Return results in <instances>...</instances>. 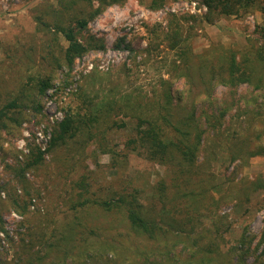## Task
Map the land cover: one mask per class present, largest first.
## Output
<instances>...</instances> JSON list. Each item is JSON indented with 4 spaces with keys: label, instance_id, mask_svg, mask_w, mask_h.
Here are the masks:
<instances>
[{
    "label": "trees",
    "instance_id": "obj_1",
    "mask_svg": "<svg viewBox=\"0 0 264 264\" xmlns=\"http://www.w3.org/2000/svg\"><path fill=\"white\" fill-rule=\"evenodd\" d=\"M163 1L152 0L150 9L161 8ZM199 1L206 9L203 15L168 14L167 26L161 35L155 36L162 37L176 57L172 64L174 73L168 79L160 78L158 100L155 94L149 102L131 94L111 95L98 103L90 100L88 112L81 117L67 114L56 125L46 151L31 148L26 159L13 168L20 194L14 189L13 195L9 194L5 184L0 187L6 192V199L0 197V202L5 200L7 207L27 215L31 194L26 173L44 164L45 152L65 147L77 137L85 139L75 141L77 145L82 143L81 147L88 140L104 139L99 125L113 112H124L128 118L130 129L124 148L128 155L163 168L164 172L156 174L153 183L145 180L142 187L134 185L141 179L136 174L128 183V191H113L110 197L90 192L83 176L73 182L70 191L75 192L76 199H70L69 205L60 211L62 219L53 221L55 226L48 237L27 241L30 246L35 241L45 251L67 242L69 247H64L61 259L50 264H116L107 259L114 249L93 248L98 246H93L88 237L94 233L92 229L86 230L89 234L73 232L75 226L82 225V213L92 207L126 218L129 231L139 238L138 245L145 247L136 252L140 259L137 264H248L251 241L247 228L243 226L238 237L230 242L228 235L234 226L229 215L218 210L222 203L234 199L245 205L242 214L246 215L251 197L264 194V177L242 179V188L238 190L237 183L228 178L225 193L215 197L211 163L222 153L229 163L264 153V0ZM124 2H38L40 6L32 15L34 31L22 33L13 42H0V68L6 67L0 72V84L7 81L12 65L21 67V72L10 79L14 84L10 89L5 85L2 92L5 101L0 103V131L9 132L20 126L25 111L40 110V98L50 87L54 71L70 70L77 58L104 48L101 39L88 33L87 25L107 7ZM252 5L261 14L262 23L256 28L258 36L249 52L238 55L223 51L213 59L216 66L205 59L192 70L190 37L195 35L194 29L201 28L202 23L213 24L220 16H237L240 10ZM217 87L225 88L228 97L216 96ZM239 89L244 93H239ZM262 198L255 203L258 208H264V195ZM206 218L208 223L204 222ZM64 223L69 228L60 230ZM3 224L0 214V232H5ZM57 233L58 237L54 235ZM102 245L110 247L106 241ZM255 250L257 254L250 264H264V221ZM35 252L40 260L41 251Z\"/></svg>",
    "mask_w": 264,
    "mask_h": 264
},
{
    "label": "rangeland",
    "instance_id": "obj_2",
    "mask_svg": "<svg viewBox=\"0 0 264 264\" xmlns=\"http://www.w3.org/2000/svg\"><path fill=\"white\" fill-rule=\"evenodd\" d=\"M40 1L42 4H56V0H0L1 44L13 42L22 33L34 31L32 15L34 9L40 6ZM151 2L152 0H125L121 5L107 7L100 16L89 22L88 33L101 39L104 48L77 58L70 70L64 68L54 71L50 87L40 98V110L25 111L21 115L25 118L23 117L20 126H14L9 132L0 131V187L7 185L9 194L13 193V189L17 195L21 193L20 185L14 181L13 168L26 159L31 148L40 149L33 140L35 131H42L45 135L47 141L43 151H46L56 125L67 114L79 117L85 111L88 112L90 100L98 103L111 95L118 97V94L122 97L128 94L139 96L148 102L155 94V99L158 100L162 86L160 78L168 79L174 73L172 64L176 57L174 50L167 49L162 37L155 36L161 35V31L167 26L168 14L188 13L200 16L206 9L199 0H164L159 9H150ZM239 13L237 16H220L213 24L202 23L201 28L194 29L195 35L190 37L192 70L195 71L200 61L205 59L216 66L217 62L213 59L218 58L223 51H232L238 55L249 52L258 36L256 28L262 23V16L254 5ZM62 43L65 44L64 41ZM19 67L12 65L11 71H7V81L0 84V103L5 101L3 89L6 86L10 89L11 84H14L10 79L21 72ZM4 69L6 67L0 68V72ZM238 91L244 93L241 89ZM215 94L228 97L223 87H217ZM123 113L113 112L99 125L104 131V139L99 137L86 140L81 147L82 143H78V146L75 141L85 139L77 137L65 147L44 153V164L25 175L30 182L31 194L27 215L23 216L7 207L5 200L0 202L5 231L0 232V264H50L61 259L64 247H69L67 242H59L57 247L45 251L35 241L33 246L27 241L38 236L48 237L49 231L55 226L53 221L62 219L60 211L71 200L76 199L75 192L72 193L70 188L82 176L84 182L90 185V192L110 197L113 191H128V183L136 174L141 179L134 185L140 187L143 186V181L153 183L156 174L162 175V167L132 154L128 155V151H125L130 124ZM50 117L52 120H49ZM24 132L29 136L25 137ZM22 142L26 153L19 150ZM211 171L215 182L212 193L217 197L225 193L228 178L237 183L238 190L242 188L240 180L250 181L264 177V153L233 163H229L227 155L222 153L212 161ZM263 195L260 192L251 197L252 202L246 215L242 214L245 205L237 204L234 199L222 203L218 210L220 214H228V219L234 226L228 235L230 242L238 237L243 226L247 228L251 241V254L246 260L248 264L257 254L255 245L264 221V208H258L255 203L262 201ZM0 197L6 199L3 189L0 190ZM82 216V225L75 226L73 232L83 231L89 234L86 230L92 229L94 233L88 237L95 244L93 246H98L93 248L115 250L109 252L108 260H115L116 264H132V261L137 264L140 261L136 252L145 247L138 245L139 238L129 231L128 221L123 215L105 213L92 207L86 209ZM208 221V218L204 219L205 223ZM63 228L68 229L69 226L64 223L60 230ZM54 235L58 237L59 234ZM105 241L110 247L102 245ZM39 250L42 255L40 260L36 259L35 252Z\"/></svg>",
    "mask_w": 264,
    "mask_h": 264
},
{
    "label": "built area",
    "instance_id": "obj_3",
    "mask_svg": "<svg viewBox=\"0 0 264 264\" xmlns=\"http://www.w3.org/2000/svg\"><path fill=\"white\" fill-rule=\"evenodd\" d=\"M89 68H91V67H89ZM47 104H49V103H47ZM49 120H52V117H50ZM23 135L25 137L29 136L26 132H24ZM33 140L39 146V148L43 151L44 150L45 141H47L46 138H45V135L43 134V132L42 131H35V133L33 135ZM19 150H21V152H23V153L27 152V150L24 147V143L23 142H22L21 147H19Z\"/></svg>",
    "mask_w": 264,
    "mask_h": 264
}]
</instances>
